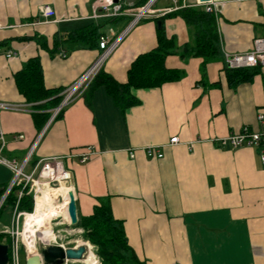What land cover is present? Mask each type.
I'll use <instances>...</instances> for the list:
<instances>
[{"label": "crops", "instance_id": "1", "mask_svg": "<svg viewBox=\"0 0 264 264\" xmlns=\"http://www.w3.org/2000/svg\"><path fill=\"white\" fill-rule=\"evenodd\" d=\"M95 1L0 0V102L18 108L0 110V158L22 164L30 155L24 172L32 177L42 160L63 158L77 218L90 216L100 198H109L128 246L145 264H264V168L253 149L214 142L245 126L258 129L257 116L264 114V68L235 87L223 71L225 55L247 53L254 39H264V0H211L215 49L188 58L183 57L184 46H195V30L173 11L191 7L204 12V6L199 0H156L151 16L123 34L100 69L125 83L131 63L156 48L162 28L174 40L164 67L177 71L179 80L132 89L138 104L124 110L98 86L89 98L83 94L42 124L40 116L55 107L26 103L16 75L38 58L45 89H62L80 78L101 51L79 44L56 48L54 37L94 24L114 40L130 20L89 19ZM44 7L54 18L42 16ZM10 52L14 55L8 60ZM174 137L179 143L169 146ZM147 147H159L162 157L146 155ZM87 150L93 155L80 163L75 156ZM12 179V171L0 165V186H9ZM49 191L68 199L71 189L44 183L38 194L56 201ZM17 214L7 209L0 219V232L10 244L8 232L15 228ZM64 225L81 236L68 222ZM83 243L90 245H50L74 248ZM21 246L19 264L26 258ZM64 264L90 263L83 258Z\"/></svg>", "mask_w": 264, "mask_h": 264}, {"label": "trees", "instance_id": "2", "mask_svg": "<svg viewBox=\"0 0 264 264\" xmlns=\"http://www.w3.org/2000/svg\"><path fill=\"white\" fill-rule=\"evenodd\" d=\"M147 1L137 0L131 6L140 7ZM173 13L179 16L186 25L192 26L195 30V46L185 45L183 57L188 58L193 54L206 53L215 49L214 44L217 35L215 20L211 14L191 7L179 8L173 11ZM102 35L99 26L90 24L81 29L55 36L54 46L57 48L65 44H79L90 49H99L98 40ZM173 49L174 40L168 39L162 28H160L157 30L156 48L135 58L127 71L125 83L116 82L100 69L84 93V96L88 94L87 97L89 98L93 89L102 86L113 100L115 106L120 110L137 105L138 101L130 93L132 89L157 88L165 83H173L179 80L180 74L177 71L167 70L164 67L165 58ZM259 70L260 67L258 66L234 70L228 69L225 66L223 68L227 82L232 87L250 82L259 73ZM15 82L26 103L40 104L37 108H56L61 102V93L67 88H44L42 70L38 58L30 59L26 63L22 71L16 75ZM50 116L51 114L48 113L41 115L42 124L46 123ZM7 186H0V198H2ZM29 187L23 188L22 185H13L11 187L0 205V217H2L7 209L17 213L32 212V195L28 192ZM18 192L22 193L20 197L17 196ZM37 198L33 213L26 217H31L36 212ZM72 228L81 231L82 241L92 246L93 252L99 259L100 264H145L136 257L133 250L128 246L122 223L113 218L109 198L107 197L98 200V205L93 208L90 216L77 218V224L72 226ZM0 243L8 246L9 255V236L0 232Z\"/></svg>", "mask_w": 264, "mask_h": 264}, {"label": "built area", "instance_id": "3", "mask_svg": "<svg viewBox=\"0 0 264 264\" xmlns=\"http://www.w3.org/2000/svg\"><path fill=\"white\" fill-rule=\"evenodd\" d=\"M173 3L176 0H171ZM156 0H148L143 6L132 7L129 4H125L124 0H96L91 8V13L89 19L98 20L100 18L105 19H115L119 17H129V23L124 32L116 39L110 40L107 35H102L98 40L99 50L101 51L97 60L85 71V73L78 78L72 85L67 87L61 93V102L54 108L51 112L50 122L55 119L63 110V108L76 99L80 98L87 90L97 73L99 72L102 63L109 56V54L114 49L115 45L121 39L124 33L131 30L135 25H137L143 19H146L151 16L153 12V6ZM203 7L205 13H215V2L210 1L208 3H200ZM167 10L164 13L170 12ZM163 13V14H164ZM42 16L47 19L54 18V12L49 7H44L42 9ZM13 53H8L5 58L11 59ZM64 57V54H61ZM224 66L228 69H243V68H252L260 67L264 68V39L256 38L252 42L251 50L243 54H233L224 56ZM17 106L0 102V110H16ZM258 129L251 130L248 127L241 128L238 132L229 134L228 136L214 140L220 147H229L231 149H238L242 147H247L253 149L261 166L264 168V114H259L257 116ZM40 137V136H39ZM21 139L22 137H18ZM178 139L176 137L169 140L168 145H177ZM3 148V134L0 131V152ZM146 155L153 156L157 159L162 157L159 147H147L144 149ZM93 152L87 150L86 153H82L78 156H75L79 159L80 163L86 162ZM30 156V155H29ZM29 156H27L22 164H17L15 161L4 160L0 158V165L5 166L10 169L13 174V179L6 189L4 195L0 200V205L2 204L7 193L13 185H22L23 188L30 186L28 192L33 195L35 202L36 195L38 193V185L42 184L39 180H45L47 183L53 181H66L71 180L70 174L64 169L62 161L63 158H50L42 160L40 162L39 170L36 174V181L33 180L32 176H27L24 172L25 166L28 162ZM130 158L133 157V154L129 153ZM74 157V156H68ZM58 177L60 179L58 180ZM44 184V183H43ZM21 192L17 193V196H21ZM25 216L24 213H19L16 215V218ZM11 236L10 244V255L8 264H19V232H18V221L15 222V228L8 232ZM55 244V243H54ZM84 245V243H83ZM87 253L84 258H86L90 264H100L99 259L93 252L92 246L85 244ZM91 260V262H90Z\"/></svg>", "mask_w": 264, "mask_h": 264}, {"label": "water", "instance_id": "4", "mask_svg": "<svg viewBox=\"0 0 264 264\" xmlns=\"http://www.w3.org/2000/svg\"><path fill=\"white\" fill-rule=\"evenodd\" d=\"M137 0H125L129 5H132ZM211 0H199L200 3H208ZM223 1V0H218ZM157 29L160 28V22H157ZM67 220L69 225L77 224V214L75 198L72 191L68 192V202L66 206ZM87 253L84 245H79L74 248H63L61 246L44 244L39 248L37 254L32 256L26 255L24 264H64L68 261H82ZM8 246L0 243V264H8Z\"/></svg>", "mask_w": 264, "mask_h": 264}, {"label": "rangeland", "instance_id": "5", "mask_svg": "<svg viewBox=\"0 0 264 264\" xmlns=\"http://www.w3.org/2000/svg\"><path fill=\"white\" fill-rule=\"evenodd\" d=\"M101 29L105 30V31L107 30V29L104 28V26ZM107 32H108V30H107ZM109 32H111V31H109ZM33 180L36 181V176L33 177ZM39 182L42 183V184L38 185V188L42 187L43 183H45L47 188L57 189V188H60V187H64V188H69L72 191L71 180H66V181H61V182L53 181V182H50V183H47V181H45V180H39ZM49 194L51 195V197L55 198V200H60L62 198L60 195L54 194L51 191H49ZM38 195L39 194L37 193L36 197ZM48 196L49 195L46 196V195L40 194L39 195L40 200H38V203L41 200L42 201L45 200V202L46 201H54V200H49ZM0 200H1V198H0ZM32 205H33V209H32L31 213H24L25 216H21L20 218H16L15 219V222L18 221V232L20 234V236H19V245H18L19 247H20V243L22 244V246H24L23 243L21 242V232H22V228H23V224H24V221L26 219V216L32 214L33 211H34L35 202H34V199H33V195H32ZM65 220H66L65 219V215H63V214H60V215L55 216V217L50 219V221L48 223V228L52 232L53 239L50 240L49 242H46V243L42 242L37 237V233H36L37 229L33 228V233H34V238H35L34 246H35V251H36L34 254H37L38 251H39V248L42 247L44 244L62 243L65 246H70V245H77L78 243L82 242L80 239H78V238H81V236L78 237L77 231H75V230H67L68 227L66 225H64V224H67L68 220H66V221ZM24 252H25V248H24ZM9 255H10V253H9ZM9 255H8V259H9ZM20 264H24L23 261H22V258L20 260Z\"/></svg>", "mask_w": 264, "mask_h": 264}, {"label": "bare ground", "instance_id": "6", "mask_svg": "<svg viewBox=\"0 0 264 264\" xmlns=\"http://www.w3.org/2000/svg\"><path fill=\"white\" fill-rule=\"evenodd\" d=\"M38 200H40V197L37 199L38 205L36 206V212L33 216L26 217L24 221L25 225L23 224L24 228H22L21 232V242L23 243L26 255L28 256H32L36 252L34 246L35 238L33 228L37 229V237L42 242L46 243L53 239L52 232L48 228L50 219L60 214L65 215L67 218L66 206L68 199L62 198L60 200L46 202L45 200H41L39 203Z\"/></svg>", "mask_w": 264, "mask_h": 264}]
</instances>
